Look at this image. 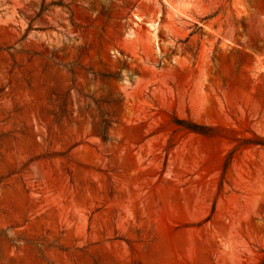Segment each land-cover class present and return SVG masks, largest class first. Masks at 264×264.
Listing matches in <instances>:
<instances>
[{
	"label": "rangeland",
	"instance_id": "374dc122",
	"mask_svg": "<svg viewBox=\"0 0 264 264\" xmlns=\"http://www.w3.org/2000/svg\"><path fill=\"white\" fill-rule=\"evenodd\" d=\"M173 118L264 138V0H0V264H260L264 148Z\"/></svg>",
	"mask_w": 264,
	"mask_h": 264
},
{
	"label": "trees",
	"instance_id": "16d2710c",
	"mask_svg": "<svg viewBox=\"0 0 264 264\" xmlns=\"http://www.w3.org/2000/svg\"><path fill=\"white\" fill-rule=\"evenodd\" d=\"M109 78H114V77L110 76ZM170 123L179 127L183 131L199 134V135L209 137V138L226 139L230 141L232 144H235L234 148L228 153V155L225 158V163L222 167L223 174L227 171L231 163V160L233 159V155L239 149L250 147V146L251 147L257 146V147L264 148V138L257 136L255 134H253L251 137L239 139L234 136L235 131L232 129L203 126V125L196 124L192 121L182 120L179 118H173ZM103 133L100 132V135H102ZM260 264H264V257L261 260Z\"/></svg>",
	"mask_w": 264,
	"mask_h": 264
}]
</instances>
